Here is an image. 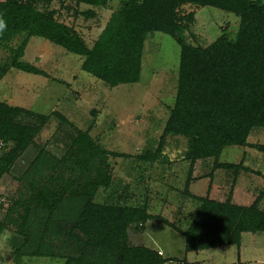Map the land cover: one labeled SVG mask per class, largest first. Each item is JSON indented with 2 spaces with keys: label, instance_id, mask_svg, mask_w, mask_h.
<instances>
[{
  "label": "trees",
  "instance_id": "obj_1",
  "mask_svg": "<svg viewBox=\"0 0 264 264\" xmlns=\"http://www.w3.org/2000/svg\"><path fill=\"white\" fill-rule=\"evenodd\" d=\"M51 1L0 0V15L7 21L0 43L25 35L12 50L11 66L44 74L19 60L28 38L38 36L81 56L80 69L108 87L131 84L139 78L147 33L167 34L179 48L173 102L155 149H145L138 158L154 161L167 136L182 138L181 156L189 161L183 195H190L186 189L192 179V164L198 159L213 157V166L234 173L242 168L216 159L224 146L242 145L251 128L264 127V0H117L90 47L71 26L56 19L54 10L46 6ZM58 1L95 7L109 0ZM39 2L44 6L38 8ZM185 3L233 13L238 18L234 38L221 33L204 46L183 42L178 32L188 28L192 13L180 16L177 9ZM77 14L94 16L89 8L74 9L73 15ZM4 73L5 67L0 65V78ZM47 119V115L0 101V178L35 144L33 139ZM105 159L106 151L79 129L61 157L38 147L18 175L28 185L27 195L9 205L0 219V231L11 226L13 238H20L11 252L16 264L22 256L57 257L63 259L62 264H163L177 260L129 242V229L142 231L148 220H160L179 232L184 253L227 245L238 248L242 232H264V210L258 207V198L250 205H237L206 194L196 197L197 206L183 229L150 212L147 201L138 206L120 204L112 193L102 202L95 201L98 188L111 184ZM66 162V175H45ZM181 261L188 264L184 258Z\"/></svg>",
  "mask_w": 264,
  "mask_h": 264
},
{
  "label": "rangeland",
  "instance_id": "obj_2",
  "mask_svg": "<svg viewBox=\"0 0 264 264\" xmlns=\"http://www.w3.org/2000/svg\"><path fill=\"white\" fill-rule=\"evenodd\" d=\"M41 4L37 7L44 6ZM116 5L117 0L95 7L52 0L46 6L90 47ZM86 8L92 9L94 16L73 15L74 9ZM177 13L180 16L192 13L188 28L178 32L182 41L191 45L204 46L221 33L232 39L237 30L238 18L233 13L212 6L185 3L178 7ZM24 36L20 33L0 43V65L5 67L0 78V101L47 115L48 119L34 137L35 144L23 151L9 172L0 178V219L9 205L27 195L28 185L18 175L38 147L56 158L61 157L76 129L86 131L106 151L111 184L98 188L95 201L102 202L109 193L120 204L138 206L147 201L150 212L160 214L182 229L197 206L195 198L205 194L213 200H229L237 205H250L258 198V207L264 210V127L251 128L242 145L221 149L216 160L239 164L242 168L235 173L233 169L213 166V157L196 160L186 189L190 195L181 192L189 166V161L181 156L182 138L174 140L167 136L154 161L138 158L145 149H155L173 102L179 48L169 35L157 31L147 33L138 80L113 87L81 70V56L38 36L28 38L19 60L32 64L44 74L17 70L10 65L12 50ZM64 164L45 175H66L68 163ZM87 169L92 171L91 165ZM142 228V231L129 229V242L162 250L163 256L177 259L163 264H183V258L188 264H236L237 258L245 264H264L262 231L242 232L238 248L227 245L223 252L220 248H211L184 253L181 234L160 220H148ZM5 229L15 236L13 227L8 225L0 233ZM19 240L18 235L16 239L12 237L6 256L5 250H0L7 264H16L11 252ZM212 250L220 251L222 258L212 257ZM62 261L57 257L22 256L18 264H62Z\"/></svg>",
  "mask_w": 264,
  "mask_h": 264
},
{
  "label": "clouds",
  "instance_id": "obj_3",
  "mask_svg": "<svg viewBox=\"0 0 264 264\" xmlns=\"http://www.w3.org/2000/svg\"><path fill=\"white\" fill-rule=\"evenodd\" d=\"M7 30V21L0 15V35H2ZM13 237V233L5 229L2 233H0V250H5V256L7 250H10L9 241H11ZM4 256H0V264H7ZM23 259V258H22Z\"/></svg>",
  "mask_w": 264,
  "mask_h": 264
},
{
  "label": "crops",
  "instance_id": "obj_4",
  "mask_svg": "<svg viewBox=\"0 0 264 264\" xmlns=\"http://www.w3.org/2000/svg\"><path fill=\"white\" fill-rule=\"evenodd\" d=\"M148 247H150V246H148ZM224 247V246H223ZM223 247H215V248H212L213 250H215V249H218V248H220L219 250L221 251L222 250V252H223V250H224V248ZM151 248V247H150ZM208 250H211V249H208ZM211 251L210 252V254L211 255H213L212 257H214L215 259H219V258H222V255H221V253H220V251ZM160 253L162 252V250L161 251H159ZM162 254V253H161ZM163 255V254H162ZM241 262V261H240ZM242 264H245V262L244 261H242Z\"/></svg>",
  "mask_w": 264,
  "mask_h": 264
}]
</instances>
